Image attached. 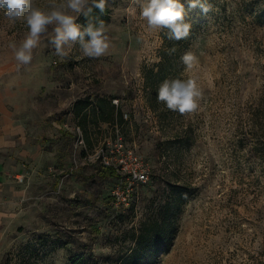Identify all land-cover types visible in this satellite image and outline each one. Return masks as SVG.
Here are the masks:
<instances>
[{
	"label": "rangeland",
	"instance_id": "obj_1",
	"mask_svg": "<svg viewBox=\"0 0 264 264\" xmlns=\"http://www.w3.org/2000/svg\"><path fill=\"white\" fill-rule=\"evenodd\" d=\"M180 3L191 24L184 53L197 58L180 79L194 78L201 92L197 109L183 115L159 101L153 110L146 99L143 71L160 60L168 30L147 29L131 0H108V55L85 57L77 44L60 58L45 38L20 68L13 46L27 27L0 14V117L45 127L28 141L30 154L17 157L28 195L0 264H128L135 235L174 184L189 192L176 234L142 264H264V0H201L208 13ZM85 98L115 103L126 121H98L90 106L85 130L74 112ZM120 144L150 171L130 193L118 189L121 177L95 173L98 151Z\"/></svg>",
	"mask_w": 264,
	"mask_h": 264
},
{
	"label": "clouds",
	"instance_id": "obj_2",
	"mask_svg": "<svg viewBox=\"0 0 264 264\" xmlns=\"http://www.w3.org/2000/svg\"><path fill=\"white\" fill-rule=\"evenodd\" d=\"M131 2L139 6V18L146 22L147 29L156 32L167 29L170 40H182L189 36L191 24L185 21V9L180 0ZM107 4L108 0H47V5L41 7L37 0H0V14L10 22L20 21L27 27L22 42L18 47L13 46L17 67L32 62L34 50L45 38L60 58L67 57L77 44L85 57L96 59L108 55L112 48L108 28L102 19L91 15L94 8L104 14ZM198 5L204 13L212 10L201 0H189V7ZM81 15L87 18L86 26L77 23ZM180 59L186 70L193 69L197 63L191 51H186ZM200 96L196 80L191 77L165 79L157 90V100L182 115L197 109Z\"/></svg>",
	"mask_w": 264,
	"mask_h": 264
},
{
	"label": "trees",
	"instance_id": "obj_3",
	"mask_svg": "<svg viewBox=\"0 0 264 264\" xmlns=\"http://www.w3.org/2000/svg\"><path fill=\"white\" fill-rule=\"evenodd\" d=\"M91 15L93 18L99 17L106 23L110 18L111 8L107 4L104 14H100L99 10L94 8ZM80 24L85 26L87 24V18L83 15L80 18ZM167 33L168 31L164 33L165 44L160 51V60L145 67L143 71L146 99L153 110L159 107L157 100L159 85L165 79L181 78L180 72L184 68L180 58L185 51L183 46L185 39L170 40ZM173 48L175 51H172ZM90 106H93V101L86 98L77 99L74 103V112L77 117H83L82 126L85 130L88 123V114L85 112ZM93 110L97 112L98 121L113 125H121L126 121L121 107L106 98H99ZM95 173L102 178L120 177L113 167L102 163L96 167ZM188 195L186 187L174 184L172 195L163 202L160 213L153 219L145 221L139 233L135 235L136 245L124 257L128 264H142L148 257L165 252L176 234L177 212Z\"/></svg>",
	"mask_w": 264,
	"mask_h": 264
},
{
	"label": "crops",
	"instance_id": "obj_4",
	"mask_svg": "<svg viewBox=\"0 0 264 264\" xmlns=\"http://www.w3.org/2000/svg\"><path fill=\"white\" fill-rule=\"evenodd\" d=\"M34 125L35 123L29 120L21 122L6 116L0 117V254L9 231L17 227L23 216L22 201L28 195V189L18 183L26 174L21 172L17 157L29 155V149L26 150L29 147L28 141L33 137L42 136L37 135L36 129L43 131L45 128L43 122L38 126ZM59 127L64 132L68 130L62 123ZM22 143L25 149L19 147Z\"/></svg>",
	"mask_w": 264,
	"mask_h": 264
},
{
	"label": "built area",
	"instance_id": "obj_5",
	"mask_svg": "<svg viewBox=\"0 0 264 264\" xmlns=\"http://www.w3.org/2000/svg\"><path fill=\"white\" fill-rule=\"evenodd\" d=\"M78 141L83 140V135L80 128H77ZM100 161L103 165L113 167L120 175L122 182L121 186L130 193L135 185L145 184L150 179V171L141 161V159L133 152H125L122 149V144L118 145L116 149L101 148L98 151ZM77 165V162H76ZM78 166V165H77ZM114 191L113 194H118L119 190Z\"/></svg>",
	"mask_w": 264,
	"mask_h": 264
}]
</instances>
